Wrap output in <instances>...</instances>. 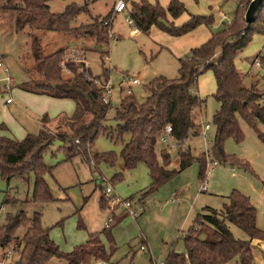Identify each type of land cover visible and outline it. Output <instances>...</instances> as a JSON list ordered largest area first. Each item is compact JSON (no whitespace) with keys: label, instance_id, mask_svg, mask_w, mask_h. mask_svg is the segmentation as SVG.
<instances>
[{"label":"rangeland","instance_id":"rangeland-1","mask_svg":"<svg viewBox=\"0 0 264 264\" xmlns=\"http://www.w3.org/2000/svg\"><path fill=\"white\" fill-rule=\"evenodd\" d=\"M131 8L132 1L125 0ZM137 1V0H136ZM158 1L165 7L169 0ZM188 12L196 15H206L213 18L210 27L199 25L206 32L220 31L227 22H231L238 7V19L244 15L250 0H180ZM116 0H49L52 12H61L70 3L85 7L72 21V27H78L77 37L73 34H63L55 31L29 30L27 28L18 32L15 29L14 12H4L0 16V135H6L15 140H21L27 133H36L41 128V117L46 114L49 118L48 127L54 128L57 118L70 117L75 111L72 99H57L42 96L23 87L34 88L30 77L37 78L34 72V58L31 50V35L39 40L44 55L59 48L65 49V59L83 55L90 63V72L94 77L102 75L104 67L107 68L108 82L113 86L111 104L107 112L106 125L114 127V115L121 98L126 95L130 86L124 81V74L136 77L140 83L131 85L132 96L138 101L144 99L146 86L159 75L168 78L178 76V58L188 53L184 49L175 48L172 41L177 39L155 28L147 32L131 33L132 25L128 24V14L116 13L111 22V37L107 45L97 44L96 38L81 36L83 29L88 28L93 21L102 20L113 8ZM229 17L227 21L226 17ZM167 19L169 16L167 15ZM188 19L187 13L177 18L174 24L180 25ZM170 20V19H169ZM241 23V24H242ZM255 31L248 44L237 52L234 63L242 76L246 86L252 84L260 93H264V67H256L252 60L262 50L264 44V7L259 13ZM88 26V27H87ZM108 30V27H106ZM172 47V48H171ZM103 49L107 51L104 54ZM101 57L104 59L102 64ZM64 75L69 76L67 68ZM28 88V89H29ZM197 93L204 100L201 110H195V119L202 125L210 124L206 130V137L200 133L178 145L174 140L157 142L158 160L161 162L160 151L165 149L170 155L169 169L178 170V151L180 146L187 148L193 160L186 168L175 173L157 190L148 193L150 175L147 166L140 162L133 169L125 170L121 179H115L117 172H122V161L119 152L122 143L111 140L100 133L92 143V152H112L116 155L114 164L98 163V167L86 161L81 154L67 158L63 143L56 139L44 151L43 162L52 168L51 174L44 176L52 199L45 202H33L34 174L26 177H12L9 182L0 175V224L5 220L7 213H15L22 209L28 217L35 212L40 213L41 223L49 227L50 238L58 245L62 252H70L75 246L86 241L88 233L103 231L105 222L111 212L114 215L127 213L120 205H100V197L108 184L113 186V192L122 199H135L145 201V210L136 218L127 214L117 223H112L113 241L117 246L112 259L121 260V264H161L170 251H184V236L188 229L195 224V218L203 211V207L210 206L222 209L228 202L227 196L233 190L247 195L256 207V225L264 231V141L259 133L264 135V126L256 123L257 129L244 119H239L242 139L236 141L228 138L223 149L228 156L238 162L246 163L248 167L238 162L213 163L212 157L207 160V168L202 178L199 177V162L201 156L212 142L215 128L212 117L218 108L214 94L216 81L211 70L199 75ZM10 98V102L6 99ZM264 99V94H263ZM43 107H46L43 110ZM56 120V121H55ZM54 126V127H53ZM204 155V154H203ZM206 158V157H205ZM111 180H114L111 182ZM205 185L202 190L201 186ZM14 200V204L3 203L6 194ZM236 237L244 234L231 225ZM22 230L19 232V234ZM146 242V249H139L140 240ZM102 240L109 249V241L105 235ZM256 245V242L254 243ZM133 248H131V247ZM136 251V252H135ZM135 252L133 258L131 255ZM127 255V256H126ZM0 250V259L2 258ZM125 258V259H124ZM123 259V260H122ZM6 263L13 264V259H4ZM129 260V261H128ZM254 264H264V244L256 245L253 249ZM237 257H233L224 264H237ZM48 264H63L56 257Z\"/></svg>","mask_w":264,"mask_h":264},{"label":"trees","instance_id":"trees-1","mask_svg":"<svg viewBox=\"0 0 264 264\" xmlns=\"http://www.w3.org/2000/svg\"><path fill=\"white\" fill-rule=\"evenodd\" d=\"M48 1L0 0V16L4 12H14V25L18 32L27 28L31 31H55L77 37L78 27H72L71 24L81 11H85V7L70 3L63 11L52 12ZM263 7L256 12L255 21L252 24L245 22V25L242 18L238 19L237 7L234 19L227 22L222 30L212 32L205 42L178 58L176 78L163 75L155 77L146 86V95L141 101L132 94L121 98L113 118L116 122L114 127L106 125L110 104L102 100V87L84 77L79 71L80 63L65 59V49L59 48L44 55L37 36L32 34V69L38 76L30 77L34 88L23 89L54 98L72 99L75 111L70 117L57 118L59 123L53 129L47 126L49 118L44 114L40 119L42 125L39 131L27 133L21 140L0 135L1 177L8 183L12 177L22 178L33 173L32 201H49L53 197L44 176L51 174L52 168L43 162L44 151L58 139L63 143L67 158L81 154L95 168L100 162L113 165L116 160L114 153H94L91 149L94 139L103 133L112 141L119 140L122 143L119 152L122 172H117L114 178L121 179L125 170L133 169L142 162L147 166L151 179L146 191L151 193L157 190L194 159L187 148L180 146L178 170L169 169V153L165 149L161 150L160 162L156 147L167 125L171 127L170 135L178 145L200 133L201 124L195 119V110H201L204 100L198 95L196 86L199 75L206 70H211L214 74V97L218 102V108L212 117L215 134L210 144V160L238 162L225 153L224 142L228 138L236 141L242 139L239 125L241 118L255 129L256 123L264 126V93H260L254 84H244L234 58L248 44L252 34L260 30L257 19ZM111 13L112 10L102 20L89 24L88 28L80 32L81 36L95 37L97 44L107 45L109 36L105 22ZM185 13L188 19L180 25L174 24V19ZM167 15L172 20L167 19ZM128 16L141 32L156 27L171 36H181L199 25L210 27L213 23L210 15L189 13L180 0H170L165 7L158 1H132ZM103 52L107 55L105 49ZM101 60L104 64L103 57ZM64 68L70 72L69 76L64 75ZM106 72L107 68L104 67L103 74L95 77L100 84L108 80ZM259 136L264 141V135L259 133ZM203 154L196 158L200 178L207 168V160ZM238 163L248 167L242 161ZM227 199L228 202L222 209L209 206L203 208L195 218V224L184 236V251H170L163 264H224L233 257H237V264H254L253 241L264 243V231L256 225V207L247 195L237 190H233ZM14 200L7 193L2 204H14ZM100 205L108 208L104 193L100 197ZM126 215L127 213L113 215L112 222L102 232H90L84 243L75 246L70 252H62L50 238V228L42 225L40 213L35 212L32 217H28L24 210L19 209L15 213H7L4 222L0 224V250L3 255L7 249H12L14 264H48L53 257L59 258L63 264H92L98 260L108 262L117 249L109 228ZM231 225L239 229L244 237H236ZM103 235L109 241V249L102 240ZM142 242L145 241L141 239L139 245Z\"/></svg>","mask_w":264,"mask_h":264},{"label":"built area","instance_id":"built-area-1","mask_svg":"<svg viewBox=\"0 0 264 264\" xmlns=\"http://www.w3.org/2000/svg\"><path fill=\"white\" fill-rule=\"evenodd\" d=\"M239 1V0H237ZM127 8V2L125 0H116L114 6H113V10L111 13V16L109 17V19L105 22L108 30H107V34L108 36L111 37V33L109 32L111 29V22L115 16V13L117 12H121L124 9ZM128 24H133V20L129 17L128 18ZM70 60L76 62V63H80V67H79V71H81L84 75V77L88 80H93L96 84H98L99 86L102 87V100L104 103H109L111 104V94H112V88L113 86L110 85V83L108 82V80L104 83V84H100L99 80L97 78H95L92 73L90 72V63L86 60V58L81 55L80 57H76L74 56L73 58H71ZM2 62L0 61V67H2ZM253 65H255L256 67H264V46L262 47V50L259 52V54L254 58L253 60ZM124 81H126L127 83L131 85H137L140 83L139 79L136 77H132L129 76L128 74H124L123 76ZM130 86L126 89V94H132L131 88ZM11 99L7 98L6 102H10ZM262 102L264 103V99H262ZM202 128V134L204 137H206V130H208L210 128V124H205L201 125ZM171 132V127L169 125H167L164 129V133L162 135V137L160 138L161 141H172L173 138L170 135ZM201 132V131H200ZM207 145H210L211 143L206 141ZM204 155L206 157V160H208L210 158L211 152H210V148L209 149H205L204 151ZM216 163V162H213ZM201 189L204 190L205 189V185L201 186ZM104 193V199L106 200V202L109 203V205L113 206V205H120L123 210H125L127 212V214H129L130 216H132L133 218H136L137 216H139L141 213L144 212L145 210V202L141 201V200H136L135 199H122L120 198L118 195H116L115 192H113V186L111 184H108L105 187V191ZM108 209L110 210V208L108 207ZM113 215L114 213L111 212L110 216L108 217L107 221L105 222V226L109 225L112 220H113ZM146 244L145 242H142L139 245V249L141 250H145L146 249ZM4 259H13L14 260V251L12 249H7L5 251V253L3 254L2 258L0 259V264H8L5 262ZM14 264V261H13ZM95 264H109L107 261L104 260H98L95 262ZM163 264V262H162Z\"/></svg>","mask_w":264,"mask_h":264},{"label":"crops","instance_id":"crops-1","mask_svg":"<svg viewBox=\"0 0 264 264\" xmlns=\"http://www.w3.org/2000/svg\"><path fill=\"white\" fill-rule=\"evenodd\" d=\"M136 1V0H135ZM138 1V0H137ZM170 1V0H169ZM115 4V3H114ZM114 6V5H113ZM129 9H130V7H128V5H127V8L126 9H124L123 11H121V12H126L127 14H128V12H129ZM111 10H113V8L111 9ZM117 13H120V12H117ZM116 14V13H115ZM223 17H226L227 18V21H229V17H227L225 14L224 15H222ZM169 19L170 20H172L171 19V17L169 16ZM176 20H177V18L176 19H174V22L175 23H177L176 22ZM129 25H132V29H131V33L132 34H136L137 32H139V30L137 29V28H135V26H134V24H129ZM200 26H198V27H196L195 29H193L192 31H190V32H188V33H186V34H184V35H181V36H175V37H177V39H174V40H168L167 38L166 39H164V40H167L168 42L169 41H172L173 42V46L175 47V48H178L180 45H184L185 44V47L184 46H180L179 48L182 50V49H184L183 51H185L186 52V50H190L191 48H193V47H196V46H198V45H200V44H202L203 42H205L210 36H211V32H209V31H205V30H202L201 28L199 29V30H197L198 28H199ZM152 28H155V29H157V30H159L158 28H156V27H152ZM151 29V28H150ZM159 31H161V30H159ZM169 35V34H168ZM171 36V35H170ZM264 45V44H263ZM172 48V47H171ZM188 52V51H187ZM187 53H185V55H186ZM184 55V56H185ZM254 60V59H253ZM252 60V61H253ZM252 63V62H251ZM138 85V84H137ZM132 87V86H131ZM39 95H42V94H39ZM42 96H47V95H42ZM57 99H63V98H57ZM46 107H43V110L45 109ZM59 118V117H58ZM58 120V119H57ZM56 121V120H55ZM59 122L58 121H56V124H58ZM57 125H55V127H56ZM54 127V126H53ZM54 127V128H55ZM50 128H52V127H50ZM53 129V128H52ZM145 202V201H144ZM210 207V206H209ZM204 208V207H203ZM87 239V238H86ZM256 242V245H262V244H264V243H262V242H258V241H256V240H254L253 241V244ZM145 244H146V242H145ZM255 244H254V247L256 246ZM254 249V248H253ZM136 252V251H135ZM135 252H133V254L131 255V257H130V260L133 258V256H134V254H135ZM252 253H253V251H252ZM113 256V255H112ZM112 256H111V258H110V260L108 261L109 262V264H121V260H113L112 259ZM127 256V255H126ZM125 259V258H124ZM123 260V259H122ZM151 260V263L152 264H155V261L154 260H152V259H150ZM129 261V260H128ZM163 263H164V261H162ZM162 262H161V264H162ZM253 262H254V260H253ZM92 264H95V262H93Z\"/></svg>","mask_w":264,"mask_h":264},{"label":"water","instance_id":"water-1","mask_svg":"<svg viewBox=\"0 0 264 264\" xmlns=\"http://www.w3.org/2000/svg\"><path fill=\"white\" fill-rule=\"evenodd\" d=\"M262 6H264V0L249 1L244 15L247 24H252L255 21V14Z\"/></svg>","mask_w":264,"mask_h":264}]
</instances>
